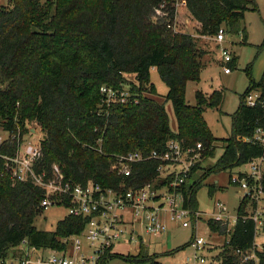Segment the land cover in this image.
<instances>
[{"label":"trees","instance_id":"trees-1","mask_svg":"<svg viewBox=\"0 0 264 264\" xmlns=\"http://www.w3.org/2000/svg\"><path fill=\"white\" fill-rule=\"evenodd\" d=\"M165 2L167 15L159 17L157 10ZM185 2L199 23L200 36L215 37L225 26L227 33L242 31V43L248 42L242 23L248 10H259L256 0ZM175 16L173 0H8L0 6V128L22 137L34 133L28 124H37L44 132L40 139L42 167L50 169L56 162L77 182L112 187L122 182L126 187L144 185L158 174L159 162L153 159L138 164L130 177L115 173L111 165L119 155L162 150L171 139L180 140L184 147L202 143L204 159L192 167L184 186L187 204L199 210L196 194L207 175L264 157L263 145L241 140L264 126V109L244 103L250 89H264V72L256 82L249 68L250 86L232 115L231 135L222 141L223 153L214 165L204 168L203 161L214 155L218 141L204 111L219 108L224 92L214 90L205 95L198 90L197 103H187V83L199 81L205 53L191 33L168 28ZM152 67L169 87L164 102L154 97ZM125 73L135 74L137 85H131L126 101L107 102L101 87L122 92ZM167 101L174 106L176 131L170 126ZM7 144L4 149L10 152L17 145L16 141ZM198 169L205 170L203 177L191 182ZM262 185L264 188V172ZM214 190L211 185L210 195ZM42 199L41 188L0 176V259L16 253L25 241L31 247L65 249L63 238L81 232L84 220L71 215L60 220L55 230L39 229L36 220L45 211ZM243 201L246 206L239 205L230 241L217 255L221 264H255L243 262L236 252L255 244V222L244 216L257 203L245 197ZM208 225L212 231L227 234L219 224L208 221ZM256 254L258 264H264V248L256 249ZM113 257L130 258L108 254L101 264H108Z\"/></svg>","mask_w":264,"mask_h":264},{"label":"built area","instance_id":"built-area-1","mask_svg":"<svg viewBox=\"0 0 264 264\" xmlns=\"http://www.w3.org/2000/svg\"><path fill=\"white\" fill-rule=\"evenodd\" d=\"M173 3L176 21L178 9L181 6L185 8L186 2L173 0ZM165 5L166 2L157 10L159 17L167 15L163 10ZM173 25L168 24V28ZM226 33L225 26L220 27L215 40L222 44ZM220 52L223 69L230 73L234 53L228 47H221ZM101 92L109 103L127 99V93H119L112 87L102 86ZM244 103L264 109V89H250L244 96ZM7 133V137L0 134V176H8L12 183L28 182L41 188L43 199L40 205L44 210L53 205L66 206L67 215L83 219L84 226L80 233L63 238L67 244L65 249L31 247L25 241L22 244L27 246V250L21 244L16 248V253L11 255L12 258L0 259V264H101L104 256L114 254L115 246L125 239L137 242L142 250L147 246L145 235L160 237L168 232L170 222L189 227L191 221L196 225L197 220L201 219L202 212L193 210L187 204L184 186L191 178L192 167L204 159L202 143L184 147L180 140L171 139L162 150L149 153L136 150L119 155L111 165L115 173L130 177L138 164L153 159L159 162L158 174L154 181L144 185L126 187L122 182L119 187H112L99 182H77L67 177L63 167L56 162L50 169L42 167L41 140L34 142L25 134L21 137L14 131ZM241 140L264 146V126H258L251 136L241 137ZM14 141L17 143L14 151L4 149L8 147L7 142ZM248 165L249 170L232 174L231 179L239 186L243 197L257 203V207L244 216L255 222V244L247 251L237 249L236 252L241 255L243 262L258 264L256 249L264 248L263 239L260 244L256 242L259 236L264 237V157L256 158ZM208 221L221 225L227 232L224 234L227 239L233 231L231 225L235 227L238 222V215L233 216L225 203L217 200L213 203V213ZM226 243L229 241L226 240ZM190 245L194 252L184 259V264H221V259L217 258L219 253L212 256L205 253L209 246L207 240L195 236Z\"/></svg>","mask_w":264,"mask_h":264},{"label":"rangeland","instance_id":"rangeland-1","mask_svg":"<svg viewBox=\"0 0 264 264\" xmlns=\"http://www.w3.org/2000/svg\"><path fill=\"white\" fill-rule=\"evenodd\" d=\"M256 1L259 5V10H248L242 23V28H246L248 32L247 43H242V31L239 33H226V39L222 44L218 43L215 37L200 36L196 21L182 6L178 9L177 19L171 28L174 32L185 31L191 33L195 37L194 39H197L200 49L205 53L202 59L204 67L201 71L199 81H189L187 83V103L190 105L197 103L196 92L198 90L205 95L211 94L214 90H222L224 92V101L219 108L208 107L204 111V117L208 126L214 136L218 138V141L215 142L214 155L202 163L204 168L209 165H214L223 153L222 141L231 135L232 115L238 110L242 102V96L250 86L249 68L251 67L252 78L256 82L261 79L264 72V0ZM4 4H8V0H0V6ZM153 20L156 21V18L153 17ZM221 47H228L234 53L236 62L235 66L231 67L230 73H226L223 69L220 60ZM124 76L126 81L123 84L122 91L129 94L131 85H137L138 82L135 74L125 73ZM150 78L157 91L154 97L158 101L164 102L169 87L162 80L156 67L151 68ZM165 107L169 115L170 126L172 130L176 131L178 123L172 102L167 101ZM28 127H32L31 129L34 128L35 132L34 134L25 133V135L30 140L38 142L44 134L40 126H37V124H28ZM0 134L3 137L8 136L7 131L1 128ZM247 170H249V165L245 164L231 170L212 172L207 175L196 194L199 210L202 212L201 219L197 220L196 225L193 221H191L189 227H183L170 222V228L165 235L160 237L145 235V238H147V246L143 248L144 251L143 253L141 252L139 259H137L141 250L139 244L125 239L115 246L114 253L129 255L130 258L113 257L108 261V264H184V259L194 252V248L187 244L195 236L208 241L209 246L205 253H208L210 256L220 253L226 240L230 241L231 235H228L226 239L224 234L210 229L208 220L213 213V203L217 200L222 201L228 207L229 212L233 216H237L239 205L242 204L244 208L246 204L244 201L241 203L243 195L240 192L239 186L233 183L231 178L232 174ZM204 173V169H198L194 173L191 182L199 181ZM211 185H215V190L212 195H210ZM67 214L68 209L66 206H50L37 218L36 226L43 230H55L58 222ZM230 228L233 230L234 225L232 224ZM262 239L264 240V237L261 235L256 238V242L260 244ZM21 246L24 250L28 249L25 244ZM42 253L47 254L44 251ZM143 256H145V259ZM10 258H12L11 255Z\"/></svg>","mask_w":264,"mask_h":264},{"label":"crops","instance_id":"crops-1","mask_svg":"<svg viewBox=\"0 0 264 264\" xmlns=\"http://www.w3.org/2000/svg\"><path fill=\"white\" fill-rule=\"evenodd\" d=\"M186 9V8H185ZM187 10V9H186ZM187 12H188V10H187ZM188 14H190L189 12H188ZM190 16H192L191 14H190ZM193 18V17H192ZM194 19V18H193ZM196 21V20H195ZM196 24H197V26L199 27V23L198 22H196ZM122 255H124V254H122Z\"/></svg>","mask_w":264,"mask_h":264},{"label":"water","instance_id":"water-1","mask_svg":"<svg viewBox=\"0 0 264 264\" xmlns=\"http://www.w3.org/2000/svg\"><path fill=\"white\" fill-rule=\"evenodd\" d=\"M32 132H35V129H32Z\"/></svg>","mask_w":264,"mask_h":264}]
</instances>
